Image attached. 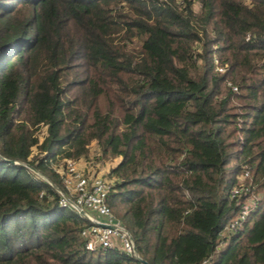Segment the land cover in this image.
Wrapping results in <instances>:
<instances>
[{"label":"trees","instance_id":"16d2710c","mask_svg":"<svg viewBox=\"0 0 264 264\" xmlns=\"http://www.w3.org/2000/svg\"><path fill=\"white\" fill-rule=\"evenodd\" d=\"M93 144L141 258L264 264V0H0V264H142L59 204Z\"/></svg>","mask_w":264,"mask_h":264},{"label":"built area","instance_id":"2783aa9c","mask_svg":"<svg viewBox=\"0 0 264 264\" xmlns=\"http://www.w3.org/2000/svg\"><path fill=\"white\" fill-rule=\"evenodd\" d=\"M221 72L225 69L218 68ZM237 90V87L234 88ZM78 161L67 159L59 173L62 176L66 192L59 190V204L64 208H71L85 217L91 224L82 230L85 247L89 251L119 250L131 256H136L135 242L130 231L116 217L109 203L110 194L114 188V180L109 176L88 172L79 168ZM250 171L246 169L241 176L240 183L232 189V197L237 198L239 209L228 224L227 230L236 231L244 221L254 213L259 206L260 194L252 185L246 183ZM52 184V183H51ZM41 193V197L44 196ZM211 259H205L202 264H210ZM143 264V263H142Z\"/></svg>","mask_w":264,"mask_h":264},{"label":"rangeland","instance_id":"374dc122","mask_svg":"<svg viewBox=\"0 0 264 264\" xmlns=\"http://www.w3.org/2000/svg\"><path fill=\"white\" fill-rule=\"evenodd\" d=\"M1 81L3 83L4 89L6 90L13 84V80L10 75H7L6 77L2 78ZM39 133H40V139L43 141L45 133H46V129L43 128ZM34 152L38 153V149L36 147L34 148ZM118 162H119V158L107 159L105 161L100 159L98 155V147L96 144H93L91 146L89 159H84V158L80 159L77 164L79 168L85 170V172H88L87 170L88 168H90L91 171L94 173H98V174L109 177V173L111 169L114 166H116ZM43 178L47 180V182L51 183V181L50 180L48 181L46 177H43Z\"/></svg>","mask_w":264,"mask_h":264},{"label":"water","instance_id":"95a60500","mask_svg":"<svg viewBox=\"0 0 264 264\" xmlns=\"http://www.w3.org/2000/svg\"><path fill=\"white\" fill-rule=\"evenodd\" d=\"M28 167H30L29 165H27ZM30 168H32V167H30ZM32 169H34V168H32ZM36 171V170H35ZM41 175V174H40ZM42 176V175H41ZM42 177H44V176H42ZM49 181V180H48ZM52 183V182H51ZM56 189H58V187L55 185V184H52ZM81 214H83V215H85V212L84 211H81ZM131 238L133 239V241H134V238H133V236L131 235ZM135 252H136V256L139 254V252H138V248H137V246H135ZM138 257V259H139V261L141 262V263H143V264H150L147 260H145V259H143V258H141L140 257V255H138L137 256Z\"/></svg>","mask_w":264,"mask_h":264}]
</instances>
